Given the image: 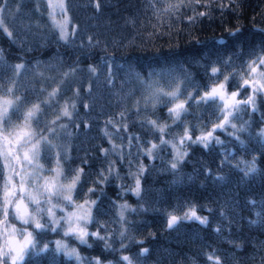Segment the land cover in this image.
Segmentation results:
<instances>
[{"label":"trees","instance_id":"16d2710c","mask_svg":"<svg viewBox=\"0 0 264 264\" xmlns=\"http://www.w3.org/2000/svg\"><path fill=\"white\" fill-rule=\"evenodd\" d=\"M151 2L104 0L97 11L93 0H68V15L77 26V34L65 42L50 23L45 0H8L7 11L0 16H7L15 39L0 32V74L11 75L14 65L24 64L17 81L21 85L19 92L28 95L27 90L41 87L52 91L63 72L77 69L63 88L60 100L61 106L65 100L69 104L76 102L72 120H62L68 125L67 134L61 131L62 143L68 151L67 163L72 168L84 167L90 176L85 192L96 174L115 161L119 178L110 176L91 194V199L97 201L93 215L98 223L89 225V230L95 231L99 224H104L113 234L110 242L115 250L104 252L113 264L121 255H128L133 264H210L206 254L211 252L221 258V264H264V138L259 135L264 125V102L258 98L255 112L249 108L233 120L237 127L243 124L245 131L229 129L235 136L217 132L224 141L222 145H191L175 170L170 167L174 156L170 147L162 146L152 157L137 148V144L147 141L159 143L155 139L159 133L154 136L146 127L142 128L134 110L128 111L123 121L117 116L124 108L133 109L140 96L136 75L147 80L158 78L150 77L152 73L183 70L191 74L197 85H202L208 82L205 67L217 58L239 56L243 49L247 59L250 46L264 43V32L258 31L264 29V0H238L237 12L225 8L222 13L214 6L209 16L195 23L186 18H167V24L153 16ZM236 27L242 29L239 42L225 31ZM149 33L153 34L151 38ZM89 36L93 37L92 42ZM221 37L229 40L226 47L217 43ZM90 67L96 68V72H90ZM109 76L111 84L107 83ZM77 89L79 97L75 95ZM128 92L132 95H126ZM84 104L89 108H84ZM202 108L193 105L194 111ZM149 115L171 123L166 107L161 106L155 115ZM109 116L118 123H127V131L121 128L119 134L108 125L112 143L104 135ZM199 134L198 129L194 135ZM129 136H138L140 140L133 139L129 144ZM113 144L122 147L106 156L102 150H111ZM254 158L256 171L245 174ZM85 159L88 163L82 164ZM140 168L144 169L142 173ZM132 173L140 176L139 195L128 190L135 187ZM125 203L134 209L125 210L126 222L117 215L119 205ZM189 204H195L198 215L207 217L208 223L182 220L169 229L167 214L182 215L179 209ZM120 231L125 232L122 242L127 248L120 247ZM34 235L35 247L19 264H78L55 249L56 236L65 238L69 246L77 247L83 255L93 257L101 252L100 243L91 238L92 247H87L50 228L36 230Z\"/></svg>","mask_w":264,"mask_h":264},{"label":"snow or ice","instance_id":"6c2138e0","mask_svg":"<svg viewBox=\"0 0 264 264\" xmlns=\"http://www.w3.org/2000/svg\"><path fill=\"white\" fill-rule=\"evenodd\" d=\"M7 3L8 0H0V14L6 13ZM93 3L96 10L100 11L104 0H93ZM47 5L51 9L48 15L54 29L59 30V39L67 42L70 35L67 26L71 23L68 16V0H47ZM149 6L153 10V16L162 24L169 23L167 18H186L189 23H195L199 18L209 16L214 6L222 13L225 8L233 12L240 9L238 0H228L227 3L224 0H152ZM200 8L205 10L201 11ZM57 12L62 14V19L56 18ZM76 28L77 26L73 25L71 35L77 34ZM225 31L233 41H240V27ZM258 31L264 32V29ZM0 32L15 39L13 31L9 30L6 15L0 16ZM152 35L149 33V38ZM88 40L92 42L93 37L89 36ZM217 43L220 47H226L229 40L221 37ZM240 51L242 54L239 56L217 58L206 66L205 75L208 82L202 85H197L191 74L183 70L164 74L152 73L149 74L150 77L158 78L147 80L136 75L141 88L140 96L135 99L133 109L124 108L117 116L123 121L126 119V113L134 110L142 128L146 127L154 136L155 133L160 134L155 136L159 143L147 141L137 144V148L141 149L145 156L152 157L154 151L168 146L174 150L170 167L175 170L182 162V157L188 154L187 148L191 145H201L204 148L213 143L222 145L224 141L217 132L235 136V132L246 130L243 124L237 127L233 120L238 118L240 112L249 108L255 112L258 98L264 102V43L250 46L247 59L244 58L243 49ZM237 59L240 60L239 64L236 63ZM23 68L24 64H16L12 67L11 75L7 72L0 74V264H19L29 249L35 247V231L47 228L51 231L61 229L64 237L87 247H92L90 238L99 242L100 254L87 258L86 264H113L104 255V252L115 250L110 242L114 239L113 234L104 224H99L95 231H90L89 225L98 223L93 215V207L97 201L91 199V194H95L97 186L107 182L110 176L119 178L114 167L115 161L96 174L92 186L85 192L84 186L90 176L84 167L72 168L67 163L69 155L62 143L61 131L67 134L68 127L62 120H72L76 102L73 100L69 104L65 100L61 106L60 100L63 99V88L67 87V82L77 69L72 67L63 72L57 87L50 92L41 87L38 90H27L28 95H24L19 92L21 85L17 81ZM89 71L95 73L96 68L90 67ZM107 83H112L111 76ZM44 93L47 95L42 98ZM79 94L80 90L77 89L75 95L79 97ZM126 95L131 96L132 93L128 92ZM31 96H34L35 100L30 99ZM193 105L203 108L194 111ZM83 106L89 108L88 104ZM161 106L166 107L171 123L162 121L159 116L154 119L150 117L149 114L155 115ZM50 115L55 118L49 119ZM189 117L192 119L189 120ZM108 125L116 129V134H119L121 128L127 131L126 122L118 123L109 116L105 122L104 135L110 143L113 134L107 130ZM198 129L200 134L194 135ZM259 135L264 138V129ZM166 136L170 138H165ZM235 138L239 140L238 136ZM127 139L131 144L133 139L139 141L140 137L129 136ZM121 147L122 145L113 144L111 150L102 151L107 156L110 151L116 152ZM81 163L87 164L88 161L85 159ZM254 165L255 158L247 166L245 174L256 171ZM143 171V168L139 169L140 173ZM132 175L135 178V187H129L128 190L139 195L140 176L137 173ZM57 210L60 215H57ZM125 210L134 211L126 203L119 205L117 215L120 221L126 222ZM179 211L182 215L167 214L169 229L182 220L198 221L202 225L208 223L207 217L198 215L195 204L182 206ZM51 225L55 226L50 227ZM119 237L120 247L127 248L122 242L125 232L120 231ZM56 245L57 249L63 250L68 257L74 258L79 264H85V258L77 247H70L61 240H57ZM147 251L148 249H143L144 253ZM206 259L210 264H221V258L215 252L207 253ZM119 261L133 264L128 255H121ZM119 261L116 264H119Z\"/></svg>","mask_w":264,"mask_h":264},{"label":"rangeland","instance_id":"374dc122","mask_svg":"<svg viewBox=\"0 0 264 264\" xmlns=\"http://www.w3.org/2000/svg\"><path fill=\"white\" fill-rule=\"evenodd\" d=\"M45 1H46V5H47V0H45ZM50 11H51V9L48 8V13H49ZM48 16H49V15H48ZM68 16H69V15H68ZM56 18H57L58 20H59V19H62V14L59 13V12H57ZM69 18H70V16H69ZM49 20H50V18H49ZM50 23H51V25L53 26L51 20H50ZM67 27H68V31H69V33H70L69 36H71V31H72L73 24H72V23H69ZM57 31H58V35H59V30L57 29ZM263 129H264V125H263ZM81 202H82V201H81ZM57 215H60V213H59L58 210H57ZM54 226H55V225H51L50 227H54ZM58 231H61L62 234H63V231H62L61 229H58ZM57 240H61V241L65 242V243H68V241H67L65 238H62V237H60V236H56V237H54V239H53L55 249H56L57 251H59V252H62V253L65 255V253H64L63 250H58V249H57V245H56V241H57ZM70 247H71V246H70ZM80 254H81V253H80ZM66 256H67V255H66ZM81 256H82L83 258H85V264H86L87 258L91 257V256H88V255H83V254H81ZM73 259H74V258H73ZM74 260H75V259H74ZM75 262H78V261L75 260ZM78 264H79V262H78Z\"/></svg>","mask_w":264,"mask_h":264}]
</instances>
